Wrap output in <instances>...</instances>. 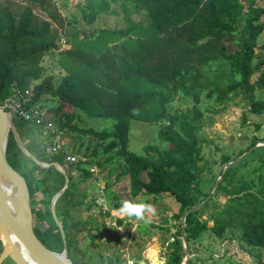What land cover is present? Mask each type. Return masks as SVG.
Wrapping results in <instances>:
<instances>
[{
	"label": "trees",
	"instance_id": "trees-1",
	"mask_svg": "<svg viewBox=\"0 0 264 264\" xmlns=\"http://www.w3.org/2000/svg\"><path fill=\"white\" fill-rule=\"evenodd\" d=\"M31 1L38 3L48 17L60 22L41 0ZM78 9L87 25L99 14H121L125 26L101 28L79 38L69 24L68 28L61 24L63 40L70 47L60 49V32L51 20L38 17L29 7L22 12L9 4L0 7V104L13 87L32 86L28 107L35 104L41 108L46 99L58 101L45 110V118L64 134L69 132L76 138L94 141L92 145H85L83 154H78L84 159L74 163L65 158L73 153L62 148L51 156L45 150L39 157L66 167L69 181L56 200L55 211L65 232L72 263L86 264V261L78 263L74 256V253L84 256L86 252L70 235V227L75 226L73 212L80 205L89 209L95 203L81 199L86 193L77 191L72 171L87 180L93 176L91 166L103 167L106 163L118 164L115 180L122 175L128 177L130 199L140 193L155 197L167 193L179 203L178 212L172 215L178 220V227L173 239L168 241L164 264H181L185 255L181 237L183 215L187 241L198 239L207 230L223 239L230 230L240 234L247 248H262L264 150L257 157L260 164L248 172V177L237 175L238 169L247 165L248 157L255 158L257 147L221 169L218 174L221 178L210 197L200 207L186 211L205 200L218 177L207 190V179L200 177L201 163H207L199 137L204 124L199 108L203 95L221 104L229 100L231 94L242 92L251 113L264 112V99L254 94L256 88H264V53L256 52V48L264 50V41L257 43L264 31V6L258 5L257 0H85L78 3ZM133 15L141 18L136 20ZM52 53L58 55V63L64 70L58 81L54 75H44L40 64L45 55ZM256 72H259L256 80L251 81ZM178 96L190 99L192 106L169 109V104ZM64 104L73 107V111L63 110ZM76 110L111 118L112 125L102 129L85 126ZM16 119V130L22 140H30L32 136L43 138L39 126ZM131 119L163 122L158 136L164 146L147 145L144 155L129 150ZM259 140L264 142V138L253 136L235 155L222 154L220 164L234 160ZM20 154L10 133L6 158L15 170L18 169L13 161ZM28 162L29 176L22 175L28 185L31 206L36 191L44 195L40 199L42 208H32L35 234L48 249L60 252L63 241L51 214L50 201L64 185V175L53 165L41 167L30 158ZM110 185L106 183L105 188L114 198L116 211L122 200L109 190ZM215 195H223L226 200L217 203ZM210 221L213 223L208 226ZM115 222L118 226L125 225L120 216L115 217ZM94 230L100 231L98 225L90 224L86 228L91 244L96 247ZM256 260L255 264H264L259 258ZM114 261L115 258L111 259L109 264Z\"/></svg>",
	"mask_w": 264,
	"mask_h": 264
},
{
	"label": "rangeland",
	"instance_id": "rangeland-1",
	"mask_svg": "<svg viewBox=\"0 0 264 264\" xmlns=\"http://www.w3.org/2000/svg\"><path fill=\"white\" fill-rule=\"evenodd\" d=\"M46 9L57 16L60 22L53 20L41 10L36 2L31 0H0V7L9 4L14 10L22 12L23 8H31L33 14L38 17H46L52 21L53 27L60 32V49H67L70 44L63 39L65 36L62 33L63 26L76 31L79 38L89 36L96 30L101 28H120L125 26L123 16L121 14H99L92 24L87 25L78 9V3H84L85 0H41ZM257 4L264 6V0H257ZM138 20L141 16L133 15ZM61 24L63 26H61ZM68 28V27H67ZM264 41V31L258 37V45ZM232 47L235 44L232 43ZM256 52L262 54L264 50L256 48ZM44 75H54L55 80L64 73L63 68L58 63V55L56 53L45 55L41 62ZM220 71V70H219ZM259 72H256L251 81L256 80ZM101 78V73L99 74ZM211 78L214 77L210 74ZM104 79V78H103ZM254 94L257 98L264 99V88H256ZM43 103V104H42ZM38 103L41 109L47 110L50 106H55L58 101H46ZM192 106V101L188 98L183 99L180 96L175 98L169 104V109L182 108L186 109ZM199 108L203 113V127L199 131V137L202 140V154L207 163H201L203 171L201 173L202 179H207L206 190L213 182L223 165L220 164L222 154L235 155L239 150L247 146L253 136L264 138V112L261 114H253L249 111L250 105L246 96L239 92L231 94L229 100L221 104L214 103L212 100L202 97ZM63 110L71 112L73 107L69 104H64ZM82 118L85 126H92L97 129L111 127L112 119L108 117L92 116L76 110ZM16 124L17 119L14 118ZM163 122H145L137 119H131L128 131V148L132 152L144 155V147L147 145H156L163 147V143L158 136V130ZM257 125V126H256ZM16 127V125H15ZM14 137V135H13ZM24 138V137H23ZM26 140L24 145L32 152L38 159L45 151V140L41 137L38 139ZM64 145L62 149L66 152L80 155L85 151V145L94 144V141L88 138H76L73 133L65 132L63 137ZM15 139V137H14ZM25 140V139H23ZM16 141V140H15ZM29 141V142H28ZM80 141L82 146H80ZM17 144V143H16ZM264 142L259 140L255 146L242 154L243 158L250 150L257 147L255 158L248 157L247 165L242 169H238L237 175L241 174L248 177V173L252 168L260 163L257 161L259 154L263 153L262 147ZM78 150V151H77ZM21 151V150H20ZM22 153V152H21ZM23 154V155H22ZM17 156L13 164L17 167L20 174L29 176V162L24 153ZM25 155V156H24ZM51 156V153H47ZM153 156L156 155L153 153ZM15 157L12 156V160ZM240 158V159H241ZM41 160V159H40ZM63 167V166H62ZM114 167V168H113ZM66 171V167H63ZM118 164L106 163L103 167H95L93 176L87 180L78 177L75 170L72 171L74 180L77 182V191L79 193H86L81 197L85 203H95L91 208L86 206H78L73 212L75 226L70 227V235L73 237L76 245L86 252V255L81 253H74L75 259L78 262L86 261V264H109L111 259L115 258L113 264H152L166 258L168 253V241L173 239V234L178 227V220L172 215L178 212L179 203L169 194L165 193L159 196H152L144 193L138 194L134 199H130L128 188V177L126 175L120 176L115 180V170ZM219 177V176H218ZM217 177V178H218ZM216 178V179H217ZM106 183H111L109 190L114 191L119 198L124 200H131L134 202H146L155 206L157 210L156 216H149L145 220H137L134 217L124 218L125 225L118 226L114 220L117 217L114 210V198L111 193L103 189V196L98 195L99 187L106 186ZM213 186V185H212ZM210 187V191H211ZM214 190L211 192V194ZM43 194L36 191L34 193L32 208H42L40 199ZM80 198V197H79ZM214 200L222 204L226 197L223 195H215ZM98 201H101L107 209L108 213L103 215L100 212ZM103 216H101V214ZM34 217V216H33ZM203 218L206 215L202 216ZM39 223V222H38ZM90 224L98 225L100 231L94 230L97 237L95 243L98 246L94 247L90 238L87 235L86 228ZM154 224L157 227L152 226ZM212 225V221L208 222V226ZM238 232L226 231V236L223 239L215 237L210 231H205L198 239L189 240L188 247L190 257L186 264H255L256 258L264 261V246L262 248H247V246L240 240ZM1 250V245H0ZM77 256V257H76ZM157 256V257H155ZM158 258V259H157ZM117 260L118 263H117ZM154 260V261H153ZM78 262V263H79ZM2 264H14L10 258L3 260Z\"/></svg>",
	"mask_w": 264,
	"mask_h": 264
},
{
	"label": "water",
	"instance_id": "water-1",
	"mask_svg": "<svg viewBox=\"0 0 264 264\" xmlns=\"http://www.w3.org/2000/svg\"><path fill=\"white\" fill-rule=\"evenodd\" d=\"M10 133L14 135L19 149L26 157L41 167L53 165L64 175V185L52 196L50 201L51 214L63 241V249L60 252L48 249L35 234L27 182L22 174L12 168L6 158V148ZM241 157L242 154L224 164L223 169L237 162ZM220 178L221 175L214 182L205 200L189 208L186 212L200 207L210 197ZM68 181V175L62 165L58 162L40 160L26 148L17 133L12 114L0 106V242L2 245L0 264L6 258H10L15 264H73L66 248V236L63 226L55 211L56 200L67 187ZM184 220L185 215L182 216L181 229L185 255L181 264H186L190 257ZM161 260L160 264H163L165 258L162 257Z\"/></svg>",
	"mask_w": 264,
	"mask_h": 264
},
{
	"label": "built area",
	"instance_id": "built-area-1",
	"mask_svg": "<svg viewBox=\"0 0 264 264\" xmlns=\"http://www.w3.org/2000/svg\"><path fill=\"white\" fill-rule=\"evenodd\" d=\"M32 93V86H28L25 89L13 87L11 93L2 101L0 106L13 116L25 121H31L39 126L41 136L46 139L49 138L47 141L45 139V150L50 153H56L64 144L63 131L59 130L51 120L45 118V111L43 109L35 104L30 107L27 106ZM65 158L69 163L84 159L82 156L74 154L68 155ZM90 170L94 171L95 168L92 167Z\"/></svg>",
	"mask_w": 264,
	"mask_h": 264
},
{
	"label": "clouds",
	"instance_id": "clouds-1",
	"mask_svg": "<svg viewBox=\"0 0 264 264\" xmlns=\"http://www.w3.org/2000/svg\"><path fill=\"white\" fill-rule=\"evenodd\" d=\"M14 117L15 116H13V118ZM63 137H64V133H63ZM46 153H50V152L46 151ZM51 154H54V153H51ZM74 155H76V154H74ZM92 167L95 168L97 166H91L90 168H92ZM90 171H92V170H90ZM92 172L94 173V171H92ZM99 188L100 189H98V195L101 197L104 195L103 189H105V185L102 187H99ZM98 204H99L98 206L100 207L99 208L100 212H102L104 215L107 214L108 213L107 207L103 203H101V201H98ZM116 214L120 217H128V218L134 217L137 220H145L149 216H152V217L156 216L157 210H156L154 205L146 203V202H134L131 200H124V201H122L119 209L116 210ZM114 220H115V217H114ZM61 259H62V257H61Z\"/></svg>",
	"mask_w": 264,
	"mask_h": 264
},
{
	"label": "flooded vegetation",
	"instance_id": "flooded-vegetation-1",
	"mask_svg": "<svg viewBox=\"0 0 264 264\" xmlns=\"http://www.w3.org/2000/svg\"><path fill=\"white\" fill-rule=\"evenodd\" d=\"M189 252H190V251H189ZM155 257H157V256H155ZM164 258H165V257H164ZM157 259H158V258H157ZM153 261H154V260H153ZM164 261L166 262V258H165ZM187 261H188V260H187ZM165 262H164V263H165ZM159 263H160V261H158V260H157V262H152V264H159ZM164 263H163V264H164Z\"/></svg>",
	"mask_w": 264,
	"mask_h": 264
},
{
	"label": "crops",
	"instance_id": "crops-1",
	"mask_svg": "<svg viewBox=\"0 0 264 264\" xmlns=\"http://www.w3.org/2000/svg\"><path fill=\"white\" fill-rule=\"evenodd\" d=\"M26 140H29V139H26V138H25V140H23V142H25ZM28 142H29V141H28ZM29 143H30V142H29Z\"/></svg>",
	"mask_w": 264,
	"mask_h": 264
}]
</instances>
